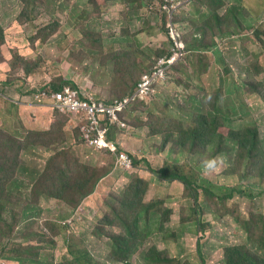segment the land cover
I'll return each mask as SVG.
<instances>
[{
  "label": "rangeland",
  "instance_id": "1",
  "mask_svg": "<svg viewBox=\"0 0 264 264\" xmlns=\"http://www.w3.org/2000/svg\"><path fill=\"white\" fill-rule=\"evenodd\" d=\"M224 1L227 5L234 3L238 11L241 10L239 5H242L249 14V18L244 17V20L251 24L253 32L256 30L259 37L257 35L254 38L252 32L247 34L235 29L228 33L227 28L223 37L215 39L216 48L211 53H206L205 59L198 63V56L191 54L180 36L184 49L182 52L176 51L179 60L168 69L166 81L155 83L157 89L154 96L151 92L149 102L137 101L124 112L129 132L127 126L112 127L111 135L117 141L121 137L127 139V151L147 156L154 169L163 165L161 160L168 166H173L174 162L187 159L193 165L187 169L199 170L201 159L198 161V158L201 155L195 154L193 158L188 153H183L180 157L173 154L176 153L173 141L175 137L172 136L175 130L187 129L191 120L199 115L209 116L210 112H218L219 116L224 117L225 125L220 127L223 133L227 132L231 124L238 129L241 128L240 124L242 127L253 126L258 133L262 152L254 154L253 158L240 157L238 169L234 166L240 189L250 197H233L225 203L214 201L212 206L215 210L210 214L200 215L202 223L206 219H217L214 226L199 227L196 216L186 212L183 215L173 214L165 226L176 228L173 230L175 235L168 233L162 238V234L152 232L146 237L142 249L132 254L131 264H144L141 253L153 245L171 256H180L191 264H201L199 252L206 256L205 264H217L216 256L221 255V247L213 238L217 237L227 243H245L250 241L245 231L247 228L256 236L263 229L256 220L261 218L257 217L259 214H264V98L261 97L260 86L262 82L264 94V0ZM171 3L173 0H117L113 2L114 5L110 3V7L103 9L102 0L91 3L88 0H38L29 5L23 0H0L2 214L7 222L16 219L21 223L14 225L12 231L9 230L6 234V239L12 242L10 247H14V243L33 244L36 246L35 253L41 254V258L45 259L43 264H63L65 258H70L66 254L67 235L74 237L94 259L102 264H113L108 260L111 253L108 236L114 231L119 232L121 223L118 227H115L117 221L112 227L100 223V233L96 235V231L92 229L95 220L104 216L103 200L94 195L97 211L91 209L92 215L88 212L74 213L73 226L65 234L58 233L53 221H57L56 215L66 213L71 205L64 200L46 196L53 191L51 186L57 183L55 177L59 167L73 170L74 160L79 158L81 163L103 168L112 164L114 155L90 149L77 138V131H66L71 125L75 126V123L57 110H54L50 130L42 131V134L33 129L35 121L43 120L48 115L31 109V103L36 102L34 95L40 88L67 80L85 88L86 93L90 85L95 89L92 92L102 98L124 95L133 80L140 79L151 67L158 50L163 49L169 53L172 50L167 36L161 30L164 15H167V27H172L170 30H180L185 34V40L193 39L188 43H192L197 36L193 34L194 28L205 21L202 18L206 14L205 8L194 2L192 9L187 8L179 13L180 18L188 20L180 25H172ZM191 3L189 0L187 5ZM252 5L254 13L250 9ZM219 16L221 17V13ZM223 17L227 19L230 15L224 14ZM222 22L225 23L226 20L222 19ZM215 30L213 28L207 31L205 36H213ZM199 32L202 33L201 30ZM98 33L101 36L97 37ZM174 37L176 41L173 45L176 47L178 38L175 34ZM205 41L209 42V39L206 37ZM208 62L210 64L207 69L202 71L199 64L206 66ZM221 89L224 90L223 95L218 93ZM17 99L22 101L19 103ZM46 99L45 97L43 100ZM25 106L29 109L23 108ZM150 126L160 131V134L150 136ZM75 128L78 129L76 126ZM163 139L169 141L166 149H160ZM55 140L66 145L67 149L70 148L68 157L50 160L54 153L51 144ZM169 148L172 151L166 152ZM131 157L135 159L132 155ZM111 168L114 170L113 164ZM128 171L119 169L112 174L119 175ZM130 175L129 184L145 191V203L142 201L140 208L143 206L146 210L151 184L144 177L139 181L136 171H132ZM152 180L161 187L168 185L156 176ZM231 184L229 179L228 185ZM124 186L119 185L116 191L104 198L108 213H111L112 206H120L115 196H122ZM106 191L105 186L99 185L98 192L103 197ZM198 194L196 198L205 195L202 190ZM170 198L176 203L183 200L176 194ZM188 201L191 203V200ZM27 203L41 207V213L35 212L38 215L28 218V213L23 214ZM175 206L178 207V204ZM218 210L220 212L215 217L214 212ZM148 211L151 231L163 216L153 210ZM111 217L114 218V215L111 214ZM181 217L188 221L182 226L185 230H180L173 224ZM192 219L194 223L191 222ZM0 264L20 263L6 260L0 261ZM146 264H149L148 261Z\"/></svg>",
  "mask_w": 264,
  "mask_h": 264
},
{
  "label": "trees",
  "instance_id": "2",
  "mask_svg": "<svg viewBox=\"0 0 264 264\" xmlns=\"http://www.w3.org/2000/svg\"><path fill=\"white\" fill-rule=\"evenodd\" d=\"M23 1L27 2L28 5L38 2V0ZM92 1L96 0H88L89 3ZM102 1L103 9H107L110 7V3L113 4V2L117 0ZM194 2L205 8L206 14L202 15V18H205V21L199 23L200 25L196 26L197 28H194L195 30L193 31V34H196L197 36H194L195 38L192 43L188 42L193 39L190 41L185 40L184 33H181V41L185 44L187 49L189 48L191 54H196L195 57L198 56V63L201 62V59H205L206 53H211L216 48L217 45L215 39L217 37H223V33L227 31V28L229 30L228 33H231L232 29H235L239 32H246L247 34L252 32L254 38H257V35L259 37L257 31L255 30V32H253L251 24L247 23V21L244 20V17H238L233 14L238 12L237 9H227L226 14L230 15L227 19L220 17L218 9L224 7L222 0H192V4ZM166 19L167 15H164L161 30H163V34L167 36L171 47H173V43L171 39H169V29L166 25ZM183 19L185 21L188 20L186 18ZM183 19L179 16L173 15L171 23L172 25H180L184 21ZM222 19L226 20V22H222ZM241 22L246 23L248 26L243 25ZM1 28L2 27L0 26V31ZM213 28L216 29L213 36L212 34L210 36H205L206 32ZM200 30L202 33L199 32ZM98 36H101V34L98 33L97 37ZM204 37L205 39L207 37L209 42H206ZM156 54L157 57L153 60L151 67L145 71L140 79L133 80L124 95H120L117 98L103 97L104 99H101V101L105 104L112 105L117 99H123L133 94L142 77L144 75H149L153 71L158 60L170 55L169 52L163 49L158 50ZM192 56L193 55H190V57ZM209 64V62L206 66L199 64L201 67L200 69L202 71L206 70ZM262 70L263 69H261V71ZM50 86L54 90H60L64 86H71L74 89L79 87L71 80L62 83L53 82ZM260 86L261 97L264 98L262 82L260 83ZM46 88H48V86ZM41 89L43 88H40L39 90ZM218 93L223 95L224 90L221 89ZM138 102L140 101L138 100ZM210 113L211 115L209 116L199 115L198 118L190 121V126L187 129L180 128L175 130L174 134H172V136L175 137L173 141L176 144V152L185 150L191 154L201 155V158H198V161L201 159L199 170L193 168L187 169L188 166H193L191 162L188 163L187 161L181 165L173 164V166H168V164L162 163V166L154 169L150 160L147 159V156H134V165L139 166L144 163L145 166L142 169V172L145 173L144 178L152 183L150 185V191L147 194V200L149 201L147 202V208L158 214L160 213L163 216V219H160L158 224L155 225L157 227L154 228V230L150 231L151 217L148 209L145 210L143 206L140 208V204H143V202L145 203V191L134 188V185L127 183L123 188L122 196H120L119 192L116 193L119 194V196H115V200L121 206V209L119 208L120 206H112L111 213H108L107 210H105L106 203L103 202L104 216H100L96 220L94 219L95 225L93 226V230L96 231L94 234L96 235L97 233H100L98 230L100 223L108 227L114 226L116 221L118 224H116L115 227H118L121 223L118 227L120 229L119 232L114 231L108 236L111 248V253L108 258V260L110 259V262L120 264L122 261L124 264H131L130 258L132 254L142 249L146 237L152 232L159 235L162 234V238L168 233L175 235L173 230L176 228L171 229L165 226L169 223L168 221L173 214L183 215V213L186 212V214L188 213L191 216H196V223L199 227H204L205 225L214 226L217 219H206L204 223L200 220L201 213L210 214L211 211L215 210L212 206L214 201L218 200L225 203L233 197H250L249 194L244 193L243 190L240 189V183L236 173L237 170L234 166L238 169L240 157L248 156L253 158L254 154L262 152L259 147L260 140L256 128L253 126L242 127L238 122V119H235L240 124L241 128L238 129L236 125L231 124L229 125L227 132L223 133L220 130V127L225 125L224 117L219 116L218 112ZM225 119L227 121V118ZM75 126L78 129H76ZM75 126L71 125L68 129L66 128V131H77V138H80L82 143L85 144L83 132L80 130L77 123H75ZM146 127L148 128V126ZM149 128L150 136L160 134V131L155 130L152 126ZM107 137L108 139H112L110 130ZM167 143H169V141L163 139V141L160 142V149H163ZM51 146L55 153L52 156V159H63V157H68L70 154V148L67 149L66 145L57 140H55L54 144H51ZM86 146L88 147V145ZM88 148L97 151H107L113 154L109 150H99L91 146ZM112 164L114 170L111 168ZM112 164H108L103 168H98L89 163H81L80 159L77 158L74 160L73 170L62 169L59 167L58 174L55 177L57 183L51 186L53 191L48 193L49 196L47 198L51 197L60 201L64 200L71 205V210L75 211L85 197H89L95 192L98 186L97 184L100 181H102L107 175L114 173L116 169V159L112 161ZM153 175L159 179L168 181L169 184L161 188L160 185L158 186L157 183L150 180ZM139 179V181L143 180L141 177ZM229 179H231V185H228ZM117 187L118 186H115L112 191H116ZM218 187L220 189H218ZM200 190H202L205 195L196 198L199 196L198 193ZM175 194L180 196L183 200L176 203L170 198L171 195ZM188 199L191 200V203ZM175 204H178V207H176ZM3 207L4 198L3 193L0 190V261L14 260L18 261L20 264H25V262L30 264H43L45 259L41 258V254L35 253V245L14 243V247H10L12 242L6 239V234H8L9 230L12 231L14 225L21 223L17 222L16 219L7 222L8 220L5 219L2 214ZM41 211V207L37 205L30 206L29 203H27L23 214L28 213L27 216L30 218L34 215H38L35 212L41 213ZM219 212V210L215 211L214 216L217 217ZM64 214L56 215L57 221H53V223L57 228L58 233L64 232L66 234L68 228L63 222ZM111 214L114 215V218L111 217ZM65 215L68 216V214ZM259 215L260 216L257 217L261 218L256 221L263 226V229L259 232V235L256 236L247 228L245 231L250 241H246L245 243H227V241H222L217 237L213 238L218 243V246L221 247V255L216 256L217 264H264V214ZM185 222H188L187 218L181 217L173 224L176 225L178 229L185 230L182 228ZM191 222L194 223V220L192 219ZM184 233H186V231H184ZM32 237L33 236H29V238ZM65 239L68 243L66 254L70 256V258H65L63 264H102L99 260L94 259V257L82 245H80V243L76 242L74 237L66 235ZM141 258L144 264H146V261H148L149 264H191L188 260H183L180 256H171L165 251L159 250L154 245L143 250ZM205 259L206 256L199 252V261L201 264H205ZM209 263L212 262L209 261Z\"/></svg>",
  "mask_w": 264,
  "mask_h": 264
},
{
  "label": "built area",
  "instance_id": "3",
  "mask_svg": "<svg viewBox=\"0 0 264 264\" xmlns=\"http://www.w3.org/2000/svg\"><path fill=\"white\" fill-rule=\"evenodd\" d=\"M174 1V0H173ZM170 37L176 41L174 34L178 38V44L173 45L168 59H159L156 67L149 75H144L137 85L135 93L131 97L116 100L112 105L105 104L93 95L85 96L82 88H72L65 86L63 89L54 90L51 87L36 94L37 99L47 98L44 103L54 108H59L77 122H83L80 130L83 132L85 142L91 147L99 150L110 149L116 158V167L123 170L132 168V160L125 151L116 150V144L106 140L107 128L103 124L106 118L111 121H120L119 112L123 110L135 97H150L154 92L155 83L166 78L167 70L178 60L177 50L183 51L184 47L179 41V34L170 30Z\"/></svg>",
  "mask_w": 264,
  "mask_h": 264
},
{
  "label": "clouds",
  "instance_id": "4",
  "mask_svg": "<svg viewBox=\"0 0 264 264\" xmlns=\"http://www.w3.org/2000/svg\"><path fill=\"white\" fill-rule=\"evenodd\" d=\"M189 0H174L173 1V3H171L170 4V12L172 13V17H173V15H175V16H179V13H183L184 11H186V9L187 8H190V9H192V3L191 4H189V5H187V2H188ZM192 1V0H191ZM223 1V3H224V7H222V8H220V9H218V13H221V17H223V15L224 14H226V11H227V9H230V10H233V9H236L235 8V6H234V3L232 4V5H227L226 4V2L224 1V0H222ZM176 5V7L174 8V6ZM256 5H257V3H256ZM240 7H241V10L240 11H238L237 13H233V11H232V13L235 15V16H238V17H246V18H249V14L247 13V11L245 10V9H243L242 8V5H239ZM252 7H253V5L252 6H250V9H251V11L253 12V10H252ZM177 8L179 9L178 11H177ZM223 10V12H221ZM176 11L178 12V13H176ZM254 13V12H253ZM254 19H256V18H254ZM184 20V19H183ZM185 21V20H184ZM169 29V28H168ZM175 29V28H174ZM178 34H179V41H180V36H181V32H180V30H179V32H177ZM169 38L171 39V37H170V31H169ZM171 41H172V39H171ZM172 43H173V41H172ZM169 58V56L168 57H164V58H162V59H168ZM161 59V58H160ZM158 63V62H157ZM156 67V66H155ZM167 72H168V70H167ZM167 72H166V76H167ZM143 78V77H142ZM160 81H166V78L165 79H163V80H160ZM48 87H51L50 85H47ZM47 86H45V87H43V89H41V90H38L36 93H35V95H34V97H35V99H36V102H34V103H31V104H45V105H48L47 103H44L45 101L43 100V99H37L36 98V94L37 93H39V92H41L42 90H44V89H47L46 87ZM65 87V86H64ZM63 87V88H64ZM62 88V89H63ZM78 88H82V86H80L79 85V87ZM155 88V90H154V92H152V96H154V94H155V92H156V86L154 87ZM84 91H85V96L86 97H88L89 95H93L95 98H97V99H99V100H101V99H104V98H102V97H99V96H96L95 95V93L94 92H92V91H94L95 89H93V88H91L90 86H88L87 87V90H88V93H86V90H85V88H82ZM136 91V90H135ZM135 91L133 92V94L135 93ZM133 94H131L130 96H127V97H131ZM151 96V95H150ZM127 97H125V98H127ZM119 100H121V99H119ZM145 101V102H149V100H150V97L148 96V97H135L132 101H131V103L130 104H128L123 110H121L120 112H119V118H120V121H115V122H113V121H111L109 118H106V120H104L103 121V124L105 125V127L107 128V132H106V140L107 141H112V142H114L115 144H116V150H118V151H127V139H125L124 137H121V139L119 140V141H117V140H115L113 137H112V139H108V133H109V130L111 131V128L112 127H117V128H121V127H125V126H127V131L129 132L130 131V128H129V126H128V124H127V121H126V119H125V117L123 116V114H124V112L125 111H127V109L128 108H130L132 105H134L137 101ZM49 106V105H48ZM51 107V106H50ZM51 109H52V111H53V115H54V110H57L60 114H62V115H65L69 120H73L72 118H71V116H69V115H67L64 111H62L61 109H59L58 107L57 108H54V107H51ZM74 121V123H77L78 125H79V128L82 126V124H83V122L81 121V122H77L76 120H73ZM85 144L87 145V143L85 142ZM120 146V148H119V146ZM167 146H168V143H167V145L163 148V149H166L167 148ZM88 147H89V145H88ZM105 150H109V151H111L110 149H105ZM172 150H170V148L169 149H167V151L166 152H171ZM112 152V151H111ZM128 152V151H127ZM126 152V153H127ZM130 152H128L127 154L130 156V158H131V160H132V163H133V158L131 157V155L134 157V156H140V155H137V154H134V153H130ZM191 154V153H189V152H187V151H185V150H183V151H178V152H176V153H173V154H176L175 155V157H180V156H182V154ZM55 153H53V155H54ZM52 155V156H53ZM52 156H51V159L50 160H55V159H52ZM191 156L194 158V156H195V154H191ZM115 157V156H114ZM144 157V156H143ZM116 159V158H115ZM185 161H187L188 163H190L187 159H183V160H181L180 162H174L173 164H179V165H181L182 163H184ZM191 161V160H190ZM161 162L162 163H165L163 160H161ZM165 164H167V163H165ZM140 165H144V163H142V164H140ZM137 166H135L134 165V163L132 164V168H130V169H127V170H129L128 172H123V173H120L119 175L117 174V175H115V176H117V177H121V176H123V175H126L127 173H132V171H135V168H136ZM119 169L120 170H122L123 171V169H121V168H119V167H116V171L118 170L119 171ZM114 173H115V171H114ZM130 174H127L126 175V177L128 178V180H127V183H129L130 182V177L132 176V175H130ZM136 174L139 176V177H143V176H141L140 174H138L137 172H136ZM153 177H155V175H153L152 177H151V181H153L152 180V178ZM158 178V177H157ZM159 179V178H158ZM146 180V179H145ZM160 180H162V179H160ZM162 181H165V180H162ZM147 182L148 183H150L148 180H147ZM153 182H155V181H153ZM165 182H167L168 183V181H165ZM155 183H157V182H155ZM150 184H152V183H150ZM169 184V183H168ZM123 185V184H122ZM157 185L159 186V184L157 183ZM167 186V185H166ZM161 187V186H160ZM163 187V186H162ZM161 187V188H162ZM49 196V194L46 196V198ZM88 198V196L87 197H85L84 199H83V201L80 203V205H78V207L75 209V211H73V210H71V206L68 208V210H67V213H65V214H68V216H66L65 214H64V220H63V222L65 223V225H66V227L69 229L70 228V226H73V223H74V221H75V218L73 217V214L74 213H79L80 214V212H88L89 214H91L92 215V210L91 209H93L94 211H97V209H95V208H93V207H91L90 205H84V201L86 200ZM103 202H104V200H103ZM102 206H103V204H102ZM99 209V208H98ZM93 229V228H92ZM12 261H14V260H12ZM112 263V262H111ZM121 263L122 264H124L122 261H121ZM120 263V264H121ZM114 264V263H113Z\"/></svg>",
  "mask_w": 264,
  "mask_h": 264
},
{
  "label": "crops",
  "instance_id": "5",
  "mask_svg": "<svg viewBox=\"0 0 264 264\" xmlns=\"http://www.w3.org/2000/svg\"><path fill=\"white\" fill-rule=\"evenodd\" d=\"M18 101L20 103L22 100H18ZM34 106H36L37 108H35ZM31 107H32L31 109L36 110V111L40 112L41 114L48 115V116H44L43 120L42 119H38L37 121H35L34 124H32L33 125V129H37L38 131H41L42 134H43L42 131L50 130L49 125H50V123L52 121V116H53V111H52L51 107L48 106V105H45V104H31ZM23 108L29 109L27 106H25ZM42 110H43V112H42ZM28 116H30L29 113H28ZM127 145H128V141H127ZM143 167H144L143 165H139V166H137L135 168V171L138 174H140L141 176L145 177V173L142 172ZM126 175H123L121 177H117V176H115L113 174L107 175L102 181H100L97 184L98 186H97L95 192L92 195H90L84 201V205H87V206L90 205L91 207L96 209L97 206H96V204L93 201V196L96 195L97 197L101 198V200H104L105 196L110 191L114 190L115 186H119L121 184H123V185L127 184L128 178L126 177ZM99 185H103V186H105L107 188V191H106L104 197L98 192ZM102 204H103V202H102Z\"/></svg>",
  "mask_w": 264,
  "mask_h": 264
}]
</instances>
